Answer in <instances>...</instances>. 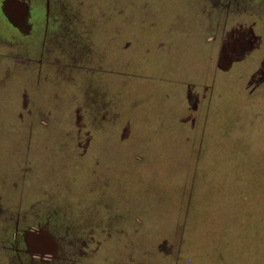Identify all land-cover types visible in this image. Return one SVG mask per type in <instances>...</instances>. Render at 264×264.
<instances>
[{
	"label": "rangeland",
	"instance_id": "rangeland-1",
	"mask_svg": "<svg viewBox=\"0 0 264 264\" xmlns=\"http://www.w3.org/2000/svg\"><path fill=\"white\" fill-rule=\"evenodd\" d=\"M20 1L0 11V264L29 263L18 225L53 237L42 264H225L203 216L232 219L240 186L259 228L235 264H264V0Z\"/></svg>",
	"mask_w": 264,
	"mask_h": 264
},
{
	"label": "trees",
	"instance_id": "trees-1",
	"mask_svg": "<svg viewBox=\"0 0 264 264\" xmlns=\"http://www.w3.org/2000/svg\"><path fill=\"white\" fill-rule=\"evenodd\" d=\"M243 177H245V176H243ZM237 179H240V181L242 182V180H241L242 177H239ZM228 191L231 192V196H230L231 198L233 196L237 195L238 199H239V201L237 202L236 205L228 207V212L231 216H233V218L232 219H230V218L225 219L224 217H222L219 219L218 223L215 226H210V228H209L208 223H207L208 219L206 217H208L209 215L211 216V212H210V213H208L209 215L206 214L203 216L205 218L203 230H205L207 233H209L212 236L211 241H210L211 248H209L207 255H211V258H212L213 254L215 255L214 249H221V252L218 251L219 257L217 256V259H215V260L217 262H223L225 264L226 263L227 264H235L236 262H241V257L243 256V253L241 254V253L237 252V250L241 249V247L243 246L242 242L245 239L249 238V233H252V232L254 233L255 230H257L259 228V226L256 225L255 219L252 220V221H255V223L250 221V227H248V225H247L248 220H247V218H245V216H247V212H248V209H250V207H251L250 210L253 211V212H251L252 214L250 213L251 216L254 217L256 214H258V212L260 210V203H256V204L253 203V205H251L250 207H249L248 203H249V200L251 199L250 196L252 197L253 194H255L253 196V199H254L256 195L260 196L261 194L260 195L258 194L260 192V190L259 191L256 190V192H254L252 195L249 196L246 193V189L243 186H240V188H239L240 194H236V193L233 194V189L227 188V191H225V192H228ZM245 195L247 196V199L242 200L243 197H246ZM193 196H194V194H193ZM224 198H226V197H224ZM195 220H196L195 221V228H198L197 230H201L202 226H201L199 220H197V216H196ZM219 222H224V223H219ZM246 225L248 228L246 227ZM184 232H185V235H184V238H183V241L181 244L182 250H184V246L186 245L187 239H191L190 236H191L192 230H190V224L189 223H186ZM194 232H195V230H194ZM195 234H196V232H195ZM254 238H257V237L254 236ZM196 244H197V239L195 240V245ZM203 246H204L203 249L205 251H207L208 248H206V245H203ZM210 246H208V247H210ZM231 246L234 248H231L230 250L225 252L226 249L230 248ZM192 249H193V247H192ZM235 249H237V250H235ZM233 250H235V251H233ZM205 254L206 253H204V255ZM181 256H180L179 262L182 260ZM263 256H264V254H263Z\"/></svg>",
	"mask_w": 264,
	"mask_h": 264
},
{
	"label": "water",
	"instance_id": "water-1",
	"mask_svg": "<svg viewBox=\"0 0 264 264\" xmlns=\"http://www.w3.org/2000/svg\"><path fill=\"white\" fill-rule=\"evenodd\" d=\"M0 11L6 19L16 21L24 15L25 9L20 0H4L1 4ZM25 236L29 248H32V250L36 248L40 249L41 256L44 255L45 249L49 247L50 244L53 246L52 250L56 248L53 237L43 228L26 232Z\"/></svg>",
	"mask_w": 264,
	"mask_h": 264
},
{
	"label": "flooded vegetation",
	"instance_id": "flooded-vegetation-1",
	"mask_svg": "<svg viewBox=\"0 0 264 264\" xmlns=\"http://www.w3.org/2000/svg\"><path fill=\"white\" fill-rule=\"evenodd\" d=\"M228 6V5H226ZM49 14V17L50 18V13H49V10L47 12ZM19 226V225H18ZM17 226V229L15 231V234H14V237H13V248H12V251L14 253H16L19 258L21 259L22 257L26 258L27 261H29L28 264H42V263H45L46 261H49L50 258H57V246L54 250H52L53 246L50 244L49 247H47L45 249V253L43 256H41V251L40 249H35V250H32V248L30 249L29 246L27 245V242H26V232H29L31 230H37L41 227H36V226H33V227H30L29 229L27 230H23L22 234L20 235V238H19V227ZM56 245V243H55ZM47 250V251H46Z\"/></svg>",
	"mask_w": 264,
	"mask_h": 264
}]
</instances>
